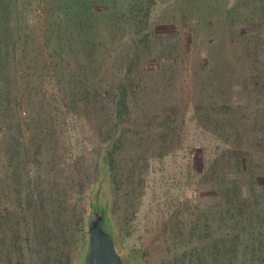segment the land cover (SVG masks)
Listing matches in <instances>:
<instances>
[{
    "label": "trees",
    "instance_id": "1",
    "mask_svg": "<svg viewBox=\"0 0 264 264\" xmlns=\"http://www.w3.org/2000/svg\"><path fill=\"white\" fill-rule=\"evenodd\" d=\"M11 26L0 19V264H74L97 195L131 264H264V137L247 145L239 129L230 136L228 103L137 114L133 72L142 56L133 41L121 78L65 94L64 116L79 129L59 132L73 139L77 130L81 151L64 142L63 159L54 134L66 119L53 122L45 102L33 103L44 110L28 120L13 113L9 58L21 34ZM166 149L168 178L159 163Z\"/></svg>",
    "mask_w": 264,
    "mask_h": 264
},
{
    "label": "rangeland",
    "instance_id": "2",
    "mask_svg": "<svg viewBox=\"0 0 264 264\" xmlns=\"http://www.w3.org/2000/svg\"><path fill=\"white\" fill-rule=\"evenodd\" d=\"M0 19L11 23V35L21 34L9 58L15 118L30 119L44 110L34 104L45 102L53 122L66 119L54 134L63 159L71 150L64 142L81 151L77 130L73 139L59 132L79 129L64 116L65 94H92L91 81L121 78L133 41L142 56V68L133 72L137 114L173 117L172 106L188 114L197 105L228 103L230 136L239 129L247 145L264 137V0H0ZM164 155L159 163L168 178L173 150Z\"/></svg>",
    "mask_w": 264,
    "mask_h": 264
},
{
    "label": "water",
    "instance_id": "3",
    "mask_svg": "<svg viewBox=\"0 0 264 264\" xmlns=\"http://www.w3.org/2000/svg\"><path fill=\"white\" fill-rule=\"evenodd\" d=\"M88 205L84 246L75 264H131L99 195Z\"/></svg>",
    "mask_w": 264,
    "mask_h": 264
}]
</instances>
